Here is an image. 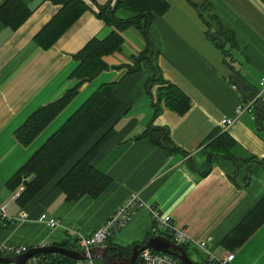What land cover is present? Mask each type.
Listing matches in <instances>:
<instances>
[{
	"label": "crops",
	"instance_id": "obj_1",
	"mask_svg": "<svg viewBox=\"0 0 264 264\" xmlns=\"http://www.w3.org/2000/svg\"><path fill=\"white\" fill-rule=\"evenodd\" d=\"M5 1L0 0V6ZM20 1L32 11L28 19L16 30L0 25V209L7 206L6 217L25 210L29 220L10 223L0 215V244L31 250L70 242L67 229L76 224L86 236L91 235L136 193L145 206L100 246L110 254L123 252L129 257L135 245L145 244L154 225L150 208L157 207L187 232L188 255L196 264H203L209 253L217 259L234 253L231 264H264V224L239 248L222 244L264 196V131L257 129L253 113L237 112L259 90L264 77V0H166L170 9L155 17L150 27L158 51L153 60L156 72L190 99L185 115L161 102L160 114L154 116L159 84H149L151 64L142 61L137 72L125 67H134V58L147 45L142 32L129 27L120 33V51L103 57L109 69L83 83L76 98L29 146L22 145L15 132L34 112L80 83L72 77L79 66L76 55L90 41L104 40L116 28L97 15V6L111 0H83L89 9L54 46L43 50L34 37L62 6L52 0ZM115 15L127 20L134 13L119 9ZM215 30L232 35V44L225 46L231 56L225 58L208 38ZM119 66L124 67L115 68ZM235 72L248 91L236 86ZM107 83L116 86L120 111L31 201L19 205L13 195L21 185L9 188L10 179ZM224 118L235 120L226 130L221 126ZM150 126L166 128L177 151L139 138ZM111 127L110 139L93 160L94 168L111 179L110 185L98 197L66 201L57 186L59 180ZM215 132L224 133L232 143L231 147L222 144L228 156L210 158L208 139ZM41 214L59 220L61 227L52 229L38 222Z\"/></svg>",
	"mask_w": 264,
	"mask_h": 264
},
{
	"label": "trees",
	"instance_id": "obj_2",
	"mask_svg": "<svg viewBox=\"0 0 264 264\" xmlns=\"http://www.w3.org/2000/svg\"><path fill=\"white\" fill-rule=\"evenodd\" d=\"M52 1L61 5L62 8L34 37V43L43 50H48L54 46L58 39L89 9L83 0ZM97 7L99 10L97 13L98 17L115 27L116 30L104 40L90 41L76 55L79 66L73 72L72 77L79 79L80 83L67 91L57 101L34 112L26 120L15 132L16 138L22 145L29 146L48 127L76 98L83 83L93 80L99 73L109 69V66L103 61V57L120 51L123 43L120 33L129 27H135L140 30L146 39L147 45L144 52L134 58L135 66L125 67H128L130 72H137L140 70L142 61H148L151 64L153 77L149 84H159L156 95L157 103L154 105V116L160 114L161 102L165 104L166 108L181 116L189 111L191 107L190 99L179 88L165 81L156 72L153 60L158 56V51L152 42L150 27L155 17L163 16L170 9L168 2L166 0H111L106 5ZM119 9H126L134 13V15L127 20L117 19L115 13ZM31 13V9L20 0H7L0 6V25L16 30L28 19ZM208 38L225 58L231 56L228 53L230 50H227L225 46L228 43L232 44V35L215 30L208 33ZM123 67L115 68L121 69ZM234 76L235 80L237 79V82L234 81L236 86L242 91H248L247 87V89H244L245 87L242 86L243 82H241L240 78L242 76L238 72H235ZM258 93L259 90L254 95L251 94V99L256 97ZM121 108L122 102L119 99L115 84L107 83L98 88L10 179L8 187L16 190L21 185L23 178L29 177V180L24 183V189L20 197L17 199L19 205L23 207L31 201L75 156L82 152L83 148L109 124ZM252 113L257 129L264 131L263 100L258 104L256 103ZM112 131L113 127L103 133L59 180L57 186L65 195L66 201L76 202L84 196L98 197L110 185L111 179L94 168L93 160L98 156L106 141L110 139ZM139 138H147L152 143L163 146L169 152L177 151L166 128L150 126ZM208 140L211 141L208 145L210 158L217 154L229 155V151L225 152L222 150V144L227 143V147L232 146L227 135L215 132ZM263 224L264 196L224 239L223 246L232 250L241 247ZM161 234L172 240L171 235L167 233ZM151 237H153L152 234ZM70 242L55 245L77 250L75 249L76 245L72 241ZM182 247L188 253L187 246L182 245ZM43 255L56 264L74 263L73 260L62 255ZM95 262L102 264L98 260H95Z\"/></svg>",
	"mask_w": 264,
	"mask_h": 264
},
{
	"label": "built area",
	"instance_id": "obj_3",
	"mask_svg": "<svg viewBox=\"0 0 264 264\" xmlns=\"http://www.w3.org/2000/svg\"><path fill=\"white\" fill-rule=\"evenodd\" d=\"M98 11V10H97ZM264 98V77L259 81V93L253 99L249 100L244 105H239L237 112L239 115L244 112H253V107L259 99ZM234 119L224 118L221 121V126L224 130L230 128L234 123ZM29 180V177H24L21 183V186L13 195V200H16L20 197L23 189L24 183ZM145 206V203L141 200L140 196L136 193L132 194L131 197L127 200L126 203L122 204L115 212L112 214L106 222L95 230L91 235L84 236L82 232L73 230L71 228L67 229V235L69 237H75V241L72 242L76 247H80L82 251H88L90 248L102 246L105 244L112 236L118 233L132 218V216L138 211V209ZM6 207L3 206L0 209V215L8 219L10 223H24L29 220V214L22 210L15 217H6ZM152 217L154 225L151 230L152 236L162 235L161 233H167L171 235L172 242L178 246L189 245L190 237L187 232L174 224L172 217L170 215H162L159 208L151 207ZM38 222L49 226L52 229L61 227V222L55 218L48 216L47 214H41L38 218ZM164 236V235H163ZM206 241L202 242L201 246L205 248ZM47 245L42 244L39 247H45ZM30 251V248L27 246H7L5 244H0V256L11 257L25 254ZM235 258L234 253H229L223 259H217L211 253L208 254L207 259L203 264H231ZM24 264H56L52 260L46 258L43 254L34 255L26 260ZM66 264V263H63ZM73 264H98L95 260L88 258L84 261H74ZM135 264H183L174 256L162 253L155 252L150 249H144L140 252L137 261Z\"/></svg>",
	"mask_w": 264,
	"mask_h": 264
},
{
	"label": "water",
	"instance_id": "obj_4",
	"mask_svg": "<svg viewBox=\"0 0 264 264\" xmlns=\"http://www.w3.org/2000/svg\"><path fill=\"white\" fill-rule=\"evenodd\" d=\"M144 249L170 254L183 264H196L183 247L174 244L163 235L150 237L145 244L135 245L129 257H125L122 252L110 254L108 248L100 246L90 248L88 251H79L52 244L45 247L32 248L29 252L18 256H0V264H24L28 258L38 254L62 255L73 261H84L91 258L100 261L102 264H135L140 252Z\"/></svg>",
	"mask_w": 264,
	"mask_h": 264
},
{
	"label": "rangeland",
	"instance_id": "obj_5",
	"mask_svg": "<svg viewBox=\"0 0 264 264\" xmlns=\"http://www.w3.org/2000/svg\"><path fill=\"white\" fill-rule=\"evenodd\" d=\"M71 229L82 232L80 226L77 225V224L74 225ZM82 233H83V232H82ZM83 235L85 236L86 234L83 233ZM75 239H76L75 237H71L72 242H74ZM76 249H77V250H80V247L77 246Z\"/></svg>",
	"mask_w": 264,
	"mask_h": 264
}]
</instances>
